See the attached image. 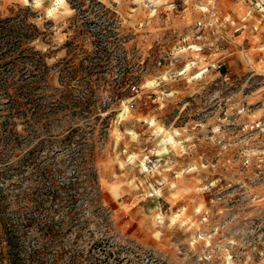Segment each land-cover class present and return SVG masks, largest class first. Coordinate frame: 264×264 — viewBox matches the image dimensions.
<instances>
[{"label": "rangeland", "instance_id": "1", "mask_svg": "<svg viewBox=\"0 0 264 264\" xmlns=\"http://www.w3.org/2000/svg\"><path fill=\"white\" fill-rule=\"evenodd\" d=\"M57 1L0 0L36 53L0 93V264H264V0Z\"/></svg>", "mask_w": 264, "mask_h": 264}, {"label": "trees", "instance_id": "2", "mask_svg": "<svg viewBox=\"0 0 264 264\" xmlns=\"http://www.w3.org/2000/svg\"><path fill=\"white\" fill-rule=\"evenodd\" d=\"M22 18L19 17L17 20H1L0 19V51L7 48H16L22 51V53H25L23 56V59H25L24 65L20 68H17V70H20L17 74H13L8 77H1L0 76V93L3 94V96L7 99V103L11 104L13 110L19 107L20 109H23L21 101L29 100L30 97L27 95L32 90L33 83L29 82L28 80L32 78L33 71L32 67L28 65V62L32 58L34 54H36L32 48H25V44L29 43L31 39V33H30V26L27 25L25 20H21ZM15 22V23H14ZM3 61V58H0V63ZM12 62V61H11ZM13 63V62H12ZM17 67V66H15ZM21 73V76L19 74ZM17 80L21 81V86H15L17 83ZM23 95H26L27 98H23ZM81 104L80 102L76 103V107ZM27 111V110H26ZM7 117L11 116L10 114L5 115ZM3 147V146H1ZM5 148V147H4ZM2 189H0V192ZM32 225V222L30 221L27 226ZM51 233H53V230H50ZM59 257H57L58 262Z\"/></svg>", "mask_w": 264, "mask_h": 264}, {"label": "bare ground", "instance_id": "3", "mask_svg": "<svg viewBox=\"0 0 264 264\" xmlns=\"http://www.w3.org/2000/svg\"><path fill=\"white\" fill-rule=\"evenodd\" d=\"M57 3H58V5H64L65 4L64 0H58ZM190 67H191L190 65H187L186 68L182 71L181 74L186 73L190 69ZM170 141L173 142L174 141L173 138H171V139L168 138L165 142L168 143Z\"/></svg>", "mask_w": 264, "mask_h": 264}]
</instances>
